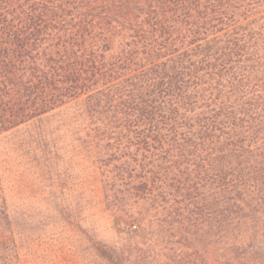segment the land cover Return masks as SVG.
<instances>
[{"label": "trees", "instance_id": "16d2710c", "mask_svg": "<svg viewBox=\"0 0 264 264\" xmlns=\"http://www.w3.org/2000/svg\"><path fill=\"white\" fill-rule=\"evenodd\" d=\"M22 127L43 165L91 163L117 227L153 226L140 261L264 264V0H0V137ZM36 229L0 172V264L37 259Z\"/></svg>", "mask_w": 264, "mask_h": 264}, {"label": "rangeland", "instance_id": "374dc122", "mask_svg": "<svg viewBox=\"0 0 264 264\" xmlns=\"http://www.w3.org/2000/svg\"><path fill=\"white\" fill-rule=\"evenodd\" d=\"M58 119L52 117L42 129L50 133L56 146L71 145L70 135L59 129ZM26 128L0 137V172L13 217L27 231L36 225L35 233L41 236L37 259H28L32 245L22 243L21 254L28 264H100L94 256L97 244L122 253L129 264H168L164 259L151 261V257L140 261L138 249L143 240L136 233V222L130 228L117 227L114 213L104 206L98 174L91 163L79 161L67 147L58 151L55 167L43 165L47 157L25 144L38 130ZM34 158L39 167L33 168L37 163L30 159ZM132 212L136 213V208H127L125 213ZM142 226L146 229L144 248L148 245L151 251L156 239L153 226L147 221Z\"/></svg>", "mask_w": 264, "mask_h": 264}]
</instances>
